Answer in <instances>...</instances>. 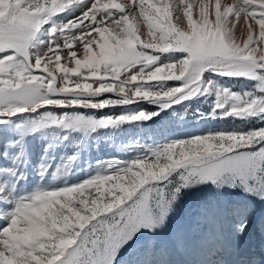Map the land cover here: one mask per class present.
<instances>
[{"label":"snow or ice","instance_id":"snow-or-ice-1","mask_svg":"<svg viewBox=\"0 0 264 264\" xmlns=\"http://www.w3.org/2000/svg\"><path fill=\"white\" fill-rule=\"evenodd\" d=\"M169 113L231 123L125 140ZM257 205L264 251V0H0V264H264Z\"/></svg>","mask_w":264,"mask_h":264},{"label":"rangeland","instance_id":"rangeland-1","mask_svg":"<svg viewBox=\"0 0 264 264\" xmlns=\"http://www.w3.org/2000/svg\"><path fill=\"white\" fill-rule=\"evenodd\" d=\"M145 107H150L145 105ZM195 107V105H193ZM87 111V110H83ZM107 111V110H101ZM115 112H119L120 109L116 108ZM176 111H182V109L176 108ZM111 114V113H109ZM168 115H162L159 120H156L154 123L145 124L141 129L140 127L136 128H126L125 129V140L131 137H140V142L142 144H153V143H163L165 139L182 137L188 133L199 134L203 130H206L215 126H227L231 123L229 120L224 121H214V120H200L196 121L189 117L187 121L183 124L173 123L169 120ZM237 123H239L237 121ZM38 151V149H37ZM92 156L100 159H107L112 156H117L118 158H127L120 149L113 148L110 143H105L104 138H101L99 142V151H93ZM217 194L214 193L211 189H204L200 191L186 192L183 195V198L177 203L175 208V215L173 217V224H181L190 229L196 228L197 220H201V217L198 215L199 206L206 200H215ZM227 196L221 197V199H227ZM237 198V197H233ZM262 210L259 205H257V210L254 215L253 220L257 223L259 222ZM201 222H203L201 220ZM258 225V224H257ZM258 229V228H257ZM257 232H259L257 230ZM260 234V232H259ZM250 248V240L248 239V249ZM262 252V250H261ZM251 256V255H250ZM251 257L257 261H261L264 258V252L258 254L257 256Z\"/></svg>","mask_w":264,"mask_h":264},{"label":"bare ground","instance_id":"bare-ground-1","mask_svg":"<svg viewBox=\"0 0 264 264\" xmlns=\"http://www.w3.org/2000/svg\"><path fill=\"white\" fill-rule=\"evenodd\" d=\"M257 222L253 220L252 228L250 229V248L248 249L249 255H254L253 257L257 256L258 254L264 252H261V235L259 232H257Z\"/></svg>","mask_w":264,"mask_h":264}]
</instances>
